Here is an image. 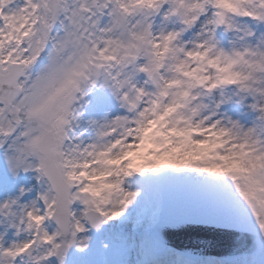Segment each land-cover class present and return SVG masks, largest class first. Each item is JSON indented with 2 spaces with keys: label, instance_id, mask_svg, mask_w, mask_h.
<instances>
[{
  "label": "snow or ice",
  "instance_id": "snow-or-ice-1",
  "mask_svg": "<svg viewBox=\"0 0 264 264\" xmlns=\"http://www.w3.org/2000/svg\"><path fill=\"white\" fill-rule=\"evenodd\" d=\"M0 264H264V0H0Z\"/></svg>",
  "mask_w": 264,
  "mask_h": 264
},
{
  "label": "water",
  "instance_id": "water-1",
  "mask_svg": "<svg viewBox=\"0 0 264 264\" xmlns=\"http://www.w3.org/2000/svg\"><path fill=\"white\" fill-rule=\"evenodd\" d=\"M173 243L176 244L177 246H184V245H188L189 243H191L188 239H186L183 235H179V236H174L172 237ZM226 243L225 238L221 237L218 238L217 241V245L214 248V251L217 252H221L224 250L223 245Z\"/></svg>",
  "mask_w": 264,
  "mask_h": 264
},
{
  "label": "rangeland",
  "instance_id": "rangeland-1",
  "mask_svg": "<svg viewBox=\"0 0 264 264\" xmlns=\"http://www.w3.org/2000/svg\"><path fill=\"white\" fill-rule=\"evenodd\" d=\"M20 183H23L25 185H28V184H33L35 183L33 180H30L29 177L27 175H22L20 177Z\"/></svg>",
  "mask_w": 264,
  "mask_h": 264
}]
</instances>
